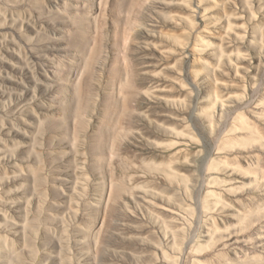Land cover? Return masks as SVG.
<instances>
[{
	"label": "rangeland",
	"instance_id": "obj_1",
	"mask_svg": "<svg viewBox=\"0 0 264 264\" xmlns=\"http://www.w3.org/2000/svg\"><path fill=\"white\" fill-rule=\"evenodd\" d=\"M0 264H264V0H0Z\"/></svg>",
	"mask_w": 264,
	"mask_h": 264
}]
</instances>
